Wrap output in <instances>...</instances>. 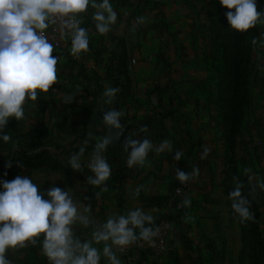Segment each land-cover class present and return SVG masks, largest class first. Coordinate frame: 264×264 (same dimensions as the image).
<instances>
[{"label":"rangeland","instance_id":"obj_1","mask_svg":"<svg viewBox=\"0 0 264 264\" xmlns=\"http://www.w3.org/2000/svg\"><path fill=\"white\" fill-rule=\"evenodd\" d=\"M111 3L118 19L108 34L96 31L93 9L80 17L90 42L79 57L70 52V34H62L58 25L46 30L61 36L53 53L60 57L57 83L29 104L26 119L9 122L11 140L0 142V179L27 175L44 193L59 187L79 205L90 206L85 214L90 225L74 226L82 242L91 240L94 228L110 216L135 208L151 213L153 226L164 233L165 250L160 255L138 247L117 250L122 264H264V190L258 187L264 181V23L243 33L241 90L227 96L217 32L219 16L228 10L218 0ZM257 7L264 11V0ZM141 16L147 22L133 31ZM109 86L120 89L111 105L102 100ZM229 105H237L241 117L232 151L227 144ZM109 108L122 110L124 117L105 153L112 175L104 191L87 183V160L95 142L111 130L102 121ZM142 127L148 131L141 132ZM90 132L83 169L72 170L68 158L84 146ZM128 138H148L154 145L168 140L174 151L150 152L145 166L129 168L123 150ZM203 148L208 154L201 159ZM175 151L182 153L181 160L174 159ZM9 160L11 168L6 166ZM193 168L199 173L192 180L181 184L176 179L177 170ZM139 170L140 182L123 181V172ZM152 177L159 179L155 188L154 181L143 183ZM237 182L243 183L255 218L250 262L241 255L240 218L229 199ZM185 198L189 206H184ZM6 256L12 264H49L39 241ZM101 264H108L106 258Z\"/></svg>","mask_w":264,"mask_h":264},{"label":"clouds","instance_id":"obj_2","mask_svg":"<svg viewBox=\"0 0 264 264\" xmlns=\"http://www.w3.org/2000/svg\"><path fill=\"white\" fill-rule=\"evenodd\" d=\"M218 2L228 10L225 13L228 25L236 32L246 33L258 22L264 23V11L258 10L257 0ZM89 8L94 10L92 20L96 31L101 35L108 34L118 19L111 0H0V142L11 140L6 132L9 122L26 119L29 104L37 101L41 94L48 93L57 83L60 57L53 55L54 45L49 41L46 30L58 25L62 34H70V52L79 57L89 50V31L81 26L80 19ZM146 22L145 17H138L133 31ZM119 92V88L106 87L102 94L103 102L111 105ZM122 117V110L109 108L103 112L102 121L108 130L120 131ZM140 131L148 130L142 127ZM91 138L90 132L84 146L68 158V167L72 170L82 171L85 147ZM111 143L107 136L98 139L87 160V168L91 172L87 183L104 191L112 175V167L105 156ZM123 150L127 153L129 168L145 166L150 152L174 151L170 141L163 140L154 145L148 138H128ZM207 154L208 149L203 148L201 159ZM181 158L182 153L175 151L174 159L179 161ZM6 166L11 168L13 161L9 160ZM17 166L21 165L18 163ZM244 171L247 174L250 169ZM198 173V168L187 173L177 170L176 179L184 184ZM243 187V183L237 182L229 193V199L234 213L241 222H246L253 216L250 202L242 193ZM258 187L264 190V181H260ZM40 189L27 175H17L10 181L0 179V264H12L6 256L9 250L35 245L38 241L49 264H101L102 257L108 264H122L116 255L117 250L137 241L152 243L159 235V228L153 226V215L142 208H135L126 215L110 216L94 228L91 240L82 242L75 236L74 226L77 223L84 227L90 225L89 217L85 215L90 212V206L79 205L69 191L59 187H51L46 193ZM136 195H139V188ZM190 203L189 198L183 201L184 206Z\"/></svg>","mask_w":264,"mask_h":264},{"label":"trees","instance_id":"obj_3","mask_svg":"<svg viewBox=\"0 0 264 264\" xmlns=\"http://www.w3.org/2000/svg\"><path fill=\"white\" fill-rule=\"evenodd\" d=\"M261 3V0H257V6ZM219 31L217 36L220 40V49L222 52L221 61L223 63L222 69L227 71L226 81H224L223 89L227 96H231L233 93L237 95V91L240 92L241 87V73H242V50H243V33L232 30L227 22L226 16L221 15L218 19ZM237 105L228 106V139L227 144L229 150L232 151L235 144V136L237 133L238 123L240 121V113ZM20 165V164H19ZM20 167V166H19ZM121 179L120 176H118ZM118 179V180H119ZM255 223V218L246 222L239 221L240 235H241V255L246 257L250 262L253 260L254 252V236L251 233L252 226ZM255 264V262L253 261Z\"/></svg>","mask_w":264,"mask_h":264},{"label":"built area","instance_id":"obj_4","mask_svg":"<svg viewBox=\"0 0 264 264\" xmlns=\"http://www.w3.org/2000/svg\"><path fill=\"white\" fill-rule=\"evenodd\" d=\"M46 35L49 39V41L54 45V50L56 51L60 47L61 36L58 35L57 32H46ZM177 195L181 193V189L177 188L174 191ZM129 247H135V248H145L154 255H160L165 250V239H164V233H159V235L154 238V241L152 243H147L143 241H137L135 244L129 246ZM125 249L121 251H125Z\"/></svg>","mask_w":264,"mask_h":264},{"label":"crops","instance_id":"obj_5","mask_svg":"<svg viewBox=\"0 0 264 264\" xmlns=\"http://www.w3.org/2000/svg\"><path fill=\"white\" fill-rule=\"evenodd\" d=\"M141 172H140V170L139 171H137V173L135 172V173H128V171H125V172H123L122 174H121V176L123 175L124 176V178H123V181L125 182H128V180L130 181L131 179H133V181L134 182H136L137 180H141V177H139V175H141L140 174ZM137 176H138V178L139 179H136L137 178ZM128 178V179H127ZM145 180V182H143V183H146V182H153L154 181V183L155 184H153L152 183V186L155 188L157 185H156V181H158L159 179H157V178H155V177H152V178H150V179H144ZM143 180V181H144ZM137 182H140V181H137ZM136 182V183H137ZM142 185H144V184H142ZM154 194H158V192H155Z\"/></svg>","mask_w":264,"mask_h":264},{"label":"water","instance_id":"obj_6","mask_svg":"<svg viewBox=\"0 0 264 264\" xmlns=\"http://www.w3.org/2000/svg\"><path fill=\"white\" fill-rule=\"evenodd\" d=\"M115 135H117L116 132H115V130H114V129H111V130L109 131L107 137H108L109 139H111L112 142H113V140H114L115 137H116Z\"/></svg>","mask_w":264,"mask_h":264}]
</instances>
